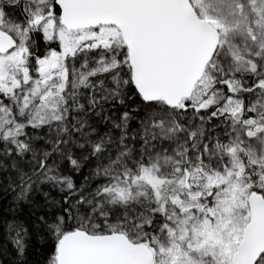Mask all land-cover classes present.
<instances>
[{
    "label": "snow or ice",
    "instance_id": "snow-or-ice-1",
    "mask_svg": "<svg viewBox=\"0 0 264 264\" xmlns=\"http://www.w3.org/2000/svg\"><path fill=\"white\" fill-rule=\"evenodd\" d=\"M9 195L16 264L25 206L47 264H264V0H0Z\"/></svg>",
    "mask_w": 264,
    "mask_h": 264
},
{
    "label": "trees",
    "instance_id": "trees-1",
    "mask_svg": "<svg viewBox=\"0 0 264 264\" xmlns=\"http://www.w3.org/2000/svg\"><path fill=\"white\" fill-rule=\"evenodd\" d=\"M74 180L79 181L80 176L75 175ZM56 195V193H53ZM39 214H43L45 211H49L44 206L43 197H36ZM11 204V196L0 197V220L11 221L13 214L8 211V207ZM32 209L25 206L21 211L15 214V218L23 222L26 227L29 228L30 237L28 239V247L26 250L27 264H47L48 258L52 254V248L44 242L41 237L42 232L38 231L32 221L35 220V216L31 215ZM17 256L14 246L11 243L10 238L7 236V230L0 223V264H16Z\"/></svg>",
    "mask_w": 264,
    "mask_h": 264
}]
</instances>
